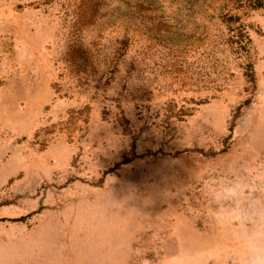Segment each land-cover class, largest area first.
Returning <instances> with one entry per match:
<instances>
[{"label":"rangeland","instance_id":"obj_1","mask_svg":"<svg viewBox=\"0 0 264 264\" xmlns=\"http://www.w3.org/2000/svg\"><path fill=\"white\" fill-rule=\"evenodd\" d=\"M261 208L264 0H0V264H245Z\"/></svg>","mask_w":264,"mask_h":264},{"label":"clouds","instance_id":"obj_2","mask_svg":"<svg viewBox=\"0 0 264 264\" xmlns=\"http://www.w3.org/2000/svg\"><path fill=\"white\" fill-rule=\"evenodd\" d=\"M248 222L253 229L246 238L245 264H264V208L258 209Z\"/></svg>","mask_w":264,"mask_h":264},{"label":"trees","instance_id":"obj_3","mask_svg":"<svg viewBox=\"0 0 264 264\" xmlns=\"http://www.w3.org/2000/svg\"><path fill=\"white\" fill-rule=\"evenodd\" d=\"M249 74H250V76H251L253 79H255V74H254V71H253L252 69L249 71Z\"/></svg>","mask_w":264,"mask_h":264}]
</instances>
